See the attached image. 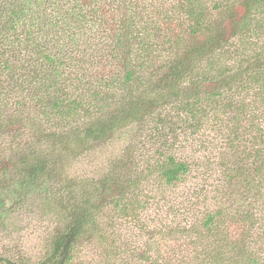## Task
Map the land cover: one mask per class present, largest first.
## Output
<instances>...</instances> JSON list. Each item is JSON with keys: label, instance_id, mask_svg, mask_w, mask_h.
I'll list each match as a JSON object with an SVG mask.
<instances>
[{"label": "trees", "instance_id": "obj_1", "mask_svg": "<svg viewBox=\"0 0 264 264\" xmlns=\"http://www.w3.org/2000/svg\"><path fill=\"white\" fill-rule=\"evenodd\" d=\"M153 1L0 0V139L24 130L31 143L0 163V205L40 197L57 231L39 264L105 240L104 205L137 214L143 182H185L194 160L174 151L194 140L223 152L191 195L209 207L180 235L217 232L200 264L264 263L250 241L264 236V0ZM97 145L112 147L99 176L70 177Z\"/></svg>", "mask_w": 264, "mask_h": 264}, {"label": "rangeland", "instance_id": "obj_2", "mask_svg": "<svg viewBox=\"0 0 264 264\" xmlns=\"http://www.w3.org/2000/svg\"><path fill=\"white\" fill-rule=\"evenodd\" d=\"M142 2L145 5L154 3L153 0ZM27 134L20 130L0 139V163L5 157L18 158L21 153L16 152L30 146ZM213 141L194 140L193 146L186 150L174 151L178 159L194 160L197 172L188 176L185 182L160 188L153 178L152 181L143 182L142 188L136 192L132 191L131 199L141 204L139 213L128 211L129 215L125 217L106 203L98 223L99 228L106 231L105 240L102 239L103 233L101 237L91 235L90 239L87 238L77 247L73 264H200V260H206V253L213 254L211 246L216 242L217 232L210 235L206 232L194 237H188L186 233L180 235L186 224L197 223L196 218L200 212L209 207L205 204L194 207L191 195L193 190L199 192L210 185L208 183L211 180L202 177L203 174L211 175L218 169L217 162L223 149L211 143ZM206 142L211 144V149H206ZM110 148L97 145L90 150L89 155L83 154L70 169V177L76 173L80 176H91L92 173L95 177L99 176L109 154L106 151ZM24 200V206L21 204L19 209L9 211L13 197L5 195L4 203L0 205V259L13 263L39 264L57 231L56 225L39 217L40 197L31 194ZM258 211H262L264 216L263 204ZM109 217L112 219L110 224ZM261 224L264 227V221ZM259 226L260 220L256 222V228ZM250 241L254 244L253 250L264 262V236L259 238L254 235ZM114 244L116 258L114 254L111 256ZM107 250H110L107 254L110 258L106 256Z\"/></svg>", "mask_w": 264, "mask_h": 264}, {"label": "flooded vegetation", "instance_id": "obj_3", "mask_svg": "<svg viewBox=\"0 0 264 264\" xmlns=\"http://www.w3.org/2000/svg\"><path fill=\"white\" fill-rule=\"evenodd\" d=\"M1 262V261H0Z\"/></svg>", "mask_w": 264, "mask_h": 264}]
</instances>
